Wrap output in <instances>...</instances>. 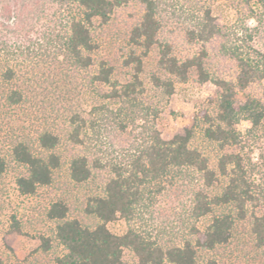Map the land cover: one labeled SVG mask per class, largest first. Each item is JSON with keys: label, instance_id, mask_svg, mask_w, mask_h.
I'll return each mask as SVG.
<instances>
[{"label": "rangeland", "instance_id": "obj_1", "mask_svg": "<svg viewBox=\"0 0 264 264\" xmlns=\"http://www.w3.org/2000/svg\"><path fill=\"white\" fill-rule=\"evenodd\" d=\"M238 3V0H163L161 46L144 55L131 40L132 29L142 16L140 4L133 1L118 9L107 24H96L93 32L98 48L95 64L88 71L73 69L61 57L56 59L46 26L20 40L12 35H0V43H6L10 51L0 55V159L6 165L0 175V264H56V258L64 250L55 238L57 223L47 217L51 205L64 200L71 209L70 217L80 219L85 225H95L96 220L85 214L87 204L92 198L104 195L106 183L113 176V166L129 164L155 130L168 141L193 129L192 147L199 149L209 159L210 167L219 173V160L227 150L206 137L208 125L201 113H214L222 90L212 82H198L196 73L192 72L187 82H175L174 93L169 96L156 86L153 76L166 78L159 67L164 47L181 60L198 51L186 31L195 23L201 8H211L217 23L228 26L237 20ZM247 26L258 27L264 35V18L261 25L248 20ZM257 43L258 47V40ZM261 45L264 50V44ZM132 56L143 61L140 80L144 92L139 107L116 104L100 92L110 91L109 85L93 82L102 65L113 68V81L120 84L132 81L136 64H127ZM7 66L16 72L12 80L3 77L1 70ZM222 74L230 76L232 71L227 69ZM14 91L23 95L18 105L8 100ZM239 98L245 100L242 94ZM75 115L87 121L86 144L82 146H75L70 140L71 120ZM250 128L247 121L237 125L243 136V155L253 188L260 200L256 207H249L244 220L236 219L227 245L214 251H200L199 264L208 260L219 264H264V248L257 246L252 231L254 214L264 212V124L256 133H249ZM43 131H51L60 138L56 152L62 158V166L55 172L51 186L40 188L35 195L23 196L18 191L17 179L25 169L15 162L13 147L25 140L37 150V137ZM76 155H85L92 165L94 162L101 165L93 169L92 177L84 184L70 178V162ZM226 185L227 178L219 177L213 187L207 188V193L220 195ZM202 187L203 178L194 171L175 172L168 179L147 184L131 226L161 246L182 245L193 239L194 227L206 230L213 216L236 217L235 206L228 205L215 208L213 214L201 219L194 218L193 195ZM15 221L21 233L11 231ZM129 227L123 219L109 224V229L118 235ZM41 237L51 238L49 252L41 249ZM125 263L138 264L130 251L125 252Z\"/></svg>", "mask_w": 264, "mask_h": 264}, {"label": "trees", "instance_id": "obj_2", "mask_svg": "<svg viewBox=\"0 0 264 264\" xmlns=\"http://www.w3.org/2000/svg\"><path fill=\"white\" fill-rule=\"evenodd\" d=\"M133 1L140 4L142 16L132 29L131 40L147 55L161 46L163 0H0V35H12L20 40L46 26L56 59L61 57L73 69L88 71L95 64L94 54L98 48L93 32L96 24H107L118 9ZM238 2L237 20L228 26L217 23L211 8H201L195 23L186 31L198 51L181 60L164 47L159 67L166 78L153 76L156 86L169 96L174 93L175 82H187L192 72L196 73L198 82H212L222 90L214 113H201L208 125L206 137L227 150L219 160V173L210 167L209 159L199 149L192 147L193 129L168 141L158 131H153L129 164L113 166V176L106 183L104 195L92 198L87 204L85 214L96 220L95 225H85L80 219L70 217L71 209L64 200L51 205L47 217L57 223L55 238L64 250L56 258V264H126V251L135 256L138 264H199L200 251H214L227 245L232 239L236 219L244 220L249 207L257 206L260 199L253 188L243 155V136L237 125L247 121L251 124L248 132L256 133L264 124V50L261 47L264 35L258 27L247 26L248 20L263 24L264 0ZM5 44L0 43V55L10 54ZM127 64H136L132 81L126 84L113 81V68L102 65L93 82L99 86L109 85L110 91L101 89L100 92L116 104L139 107L144 92L140 80L143 61L132 56ZM227 69L232 75L222 74ZM1 71L6 80L16 76L13 67L7 66ZM241 94L244 101L239 98ZM8 100L18 105L23 95L14 91ZM71 124L72 144L85 145L87 121L75 115ZM59 144L57 135L43 131L37 137V150L25 140L14 145V160L25 169L17 179L21 195H35L40 188L53 184L55 172L62 166V158L56 152ZM95 168L101 165L98 162L92 165L87 156L76 155L70 162V178L77 184H84ZM5 169V162L0 159V175ZM183 171L200 174L204 182V187L193 195L194 218L201 219L213 214L215 208L228 205L235 206L237 215H215L206 230L192 229V240L182 245L161 246L133 228L131 223L144 199L145 186ZM219 177L227 178V185L220 195L211 196L207 188L213 187ZM119 219L130 225L121 235L109 229V224ZM11 231L21 233L16 221ZM252 231L257 246L264 248V212L254 214ZM41 241V249L49 252L51 238L41 237ZM205 264L219 263L208 260Z\"/></svg>", "mask_w": 264, "mask_h": 264}]
</instances>
